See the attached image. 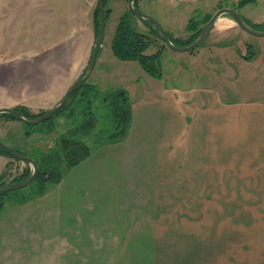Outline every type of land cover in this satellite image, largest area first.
Instances as JSON below:
<instances>
[{
    "label": "crops",
    "instance_id": "crops-1",
    "mask_svg": "<svg viewBox=\"0 0 264 264\" xmlns=\"http://www.w3.org/2000/svg\"><path fill=\"white\" fill-rule=\"evenodd\" d=\"M22 1H18L14 14L9 12L8 15L5 8L1 11L6 5L5 0H0V108L31 104V100L53 88H57L58 93L66 90L82 73L95 41L93 9L97 0L93 9L90 7L93 0H57V5L60 4L61 7L57 20L64 29L61 30L58 45L45 52L50 53L51 57L57 55L60 60L57 63L42 61L45 63L43 65L38 61H7V53L16 56L23 52V41L19 36H14L11 44H8L6 36L7 19L21 17ZM150 1L156 0H138V4L146 6ZM160 1L164 7L167 4L178 7L193 2ZM182 1L187 3L182 4ZM48 2L50 8L47 9V18H51L52 23L56 15L55 0ZM111 4L112 11L108 18L114 19L108 39L104 42L108 25L106 17L105 37L94 67L86 79L88 87H93L98 92L124 90L130 101L131 116L134 108L140 104L139 97L145 94L144 104H155L158 108V126L154 128L157 139L153 152L147 153L151 156L147 160L152 163L151 173L130 178L124 175L120 180L125 184L130 197L142 193L146 203L144 201L142 205L112 208L117 222L110 226L99 224L93 229H125L126 244L142 247L143 252L84 254L77 260L95 264H264V98L228 99L224 96V88L215 84L216 74L233 79L235 76L231 64L238 63L239 60H242V64H255V74H259L264 80L262 53L248 60L243 56L244 53H238L233 45L226 44V41L238 36L233 33L237 25H216L219 16L207 36L209 41L205 49L199 53H190L187 57L188 66L178 65L181 70L179 80L172 82L165 78L163 72L160 78H156L144 71L136 60H122L113 54L111 39L119 15L126 10L127 1L125 8L124 0H112ZM218 27L221 29L214 31ZM149 29L146 27L145 30ZM245 39L247 38L242 36L244 47L246 42H250ZM153 44L156 46L155 51L161 49V44H157L155 38ZM262 47L261 44V49ZM225 54L230 61L228 64L224 63L227 71L225 67L216 70L214 55L223 57ZM60 65L59 68L67 72L56 87L52 81L54 71ZM193 73L206 74V81L191 80L190 75ZM138 77L143 78L142 82ZM141 83L147 84V89L142 91ZM137 93L139 96L132 99ZM53 96L54 92L46 97L49 107L54 105ZM145 111L151 115V112ZM29 126L7 113H0V140L12 148L32 147L33 140L38 134L42 135V132L31 130ZM129 136L130 132H127L115 144L119 143L121 146L122 141ZM148 143L127 144L130 149L143 147L145 150V147L148 149L150 146ZM122 154L124 153L120 152L114 159L116 167L124 165ZM127 160L129 164H133ZM8 162L9 156L0 153L1 177ZM134 165L136 163L132 166ZM114 188L112 186V191ZM47 209L49 208L35 207L29 210L43 212ZM119 219L122 223H119ZM20 223L0 224V235L4 237L3 243L6 246L9 240H5V237L10 235L13 239L18 236L17 231H27L26 226ZM24 224L28 225V222ZM92 227L91 224L84 223L83 229L87 231ZM61 230L57 239L64 235L65 245H70V231L77 229L64 225ZM28 235L26 233L27 237ZM39 236L45 244H53L56 239L54 235L53 239L47 235ZM79 238H85L82 243L85 245L87 233H80ZM35 251L36 262L62 261L60 257L54 258L48 253L41 257ZM15 252L20 253L19 256L23 255L20 250L15 249Z\"/></svg>",
    "mask_w": 264,
    "mask_h": 264
},
{
    "label": "rangeland",
    "instance_id": "rangeland-1",
    "mask_svg": "<svg viewBox=\"0 0 264 264\" xmlns=\"http://www.w3.org/2000/svg\"><path fill=\"white\" fill-rule=\"evenodd\" d=\"M18 1L19 0H5L6 5L1 11L5 8L4 10H7L8 15L9 12L14 14V9L18 8ZM56 1L57 0H55L54 3L56 6L54 9L56 13L55 23H51L53 20L47 18V9L48 7L50 8L51 4L48 0H23L21 4V17L7 19L6 36L8 44L14 42V36H19L23 41V52L16 56L7 53V61L13 59H17L24 63L38 61L40 65H43L45 61L48 63H57V61L60 60L57 55L51 57L50 53L46 54L45 52L48 48H53V46L55 47L58 45L61 41V30L64 29L57 20V13L61 7L59 6L60 4L57 5ZM59 1L61 2L63 0ZM95 2L96 0H93L90 6L91 8L94 7L93 5H95ZM111 3L112 0H107V7L110 8V11H112ZM181 3L187 2L182 1ZM191 3L190 5L178 7L167 4L164 7L162 1L156 0L150 1L146 6H140V3L138 4V0H136L135 5L137 8H140L141 11L149 13L157 20L166 30L171 40L176 44H183L184 42L188 44L194 38L193 35H195L196 31L200 28L202 29L210 15L220 7L233 8L242 14L248 24L257 29H264V0H251L243 4L240 3V0H193ZM125 6L126 0H124V8ZM113 19L112 17L108 18L107 33L104 42L108 39ZM135 22L140 31L149 34L150 37L153 38V43L155 38L157 44H161L162 53L159 60L161 69L165 78L170 79L172 82L181 78V76H178V74L181 75V70L178 69V65L188 66V55L195 52L199 53L202 49H205L204 47L209 41V38L206 37L203 43L192 50V52L175 51L165 46L161 38L152 33L150 29L145 30L146 27H150L143 19L138 18ZM222 24L237 25L233 17L229 14L220 15L216 25ZM95 26L94 24L96 40ZM236 27L233 33L238 36L231 38L230 41H226V44L229 43L233 45L236 52L245 54L247 52L246 44L252 42L254 43L253 46L257 51V55L263 52V47L261 49V44H264L263 36L252 35L243 32L240 27L238 28V25ZM215 29L214 31H217L221 28L218 27ZM242 36L247 38L245 40L250 41L245 43V47L242 46ZM153 43L146 50L147 53L155 51L156 46ZM222 44L225 43L222 42ZM49 51H51V49H49ZM214 57L216 60V70L225 67L227 71V66L224 63H230V61H228V55L225 54L223 57L214 55ZM221 58L223 60H221ZM231 65L234 70H232V72H234L235 76L233 79H228V77L221 74L215 75V84L224 88V96L228 99H245V97L254 99L264 98V80L260 78L259 74H255V64H242V60H239L238 63ZM59 67H61V65L55 69V75L52 81V84L55 83L56 87H58L59 82L64 78L67 72ZM40 72L44 73L42 70ZM190 76V79L193 81L203 82L207 79L206 74L203 73H193ZM138 78L141 80L140 82H142L143 78ZM147 87V84H140L142 91L147 89ZM85 89L86 88H84V92L92 88L88 87L86 90ZM41 90L42 89H40V91ZM64 91L58 93V89L53 88L49 92H45L39 95L38 98L31 100V104L17 106H22L24 112L29 116L34 114L33 116L36 117L53 106H48L46 97L51 96L54 92L53 98L55 101L53 103L56 104L63 96ZM103 93V91H97V97L88 105L84 100L80 99L81 92L79 91L77 94L71 96L64 109L54 114L50 120L38 124H31L32 126H29L31 130L41 131L42 135L38 134L37 138L34 140L31 139L33 140V146L37 145L36 147L32 146L33 148L28 147L22 148L21 150L23 152H29L39 162L42 158V154L45 155L52 152L60 136L76 127L85 114L88 115L92 113L96 118V125L89 134L77 135L76 137L89 146L90 154L88 157L83 158L74 166L62 164V175L59 181H47L44 177L40 176L20 189L6 192L0 198V224L6 222H21L20 224H23V226L27 228V231H17L18 236H14L13 239L10 235L5 237V240H9L7 246L6 243H3L4 237L2 238L0 235V264H95V262L89 263L83 260L78 261L77 259L80 255L84 254L102 253L106 255L126 254L136 251L143 252L142 247L126 244L127 240L125 237L127 231L125 229L111 230L108 228L95 230L93 228L99 224L110 226L113 222H117L112 208H121L126 205H142L144 201L146 203V199L142 198V193L137 194V196L134 195L135 197H130V194H128L124 187L125 184L123 185V181L120 180L124 175H128L130 178V176L139 177L151 173L152 163L147 162V160H149L148 158L151 156H148L147 153L153 152L154 144L157 139L154 128L158 126V119L156 118V110L158 108L155 104H149V106L144 104L146 102L144 99L146 98L144 97L145 94H142L138 99L140 104L137 105V108H134L133 116L130 118L131 123H129V127L125 132V135L127 132H130L129 139L123 140L120 146L119 143L115 144L120 141V139L109 138V135L116 132L118 128L115 127V121L110 107L102 100ZM138 96L139 94L137 93L132 99ZM145 110L151 112V115L146 114L148 112ZM151 130L153 131L152 133ZM128 142L132 144L149 142L148 144H150V146L148 149L145 147V150L143 147H133L130 149L127 144ZM120 152L124 153L122 154L124 158V162L122 163L124 165H121L122 167H116L117 165L114 159ZM29 153H26V155H29ZM127 159L133 164L136 163V165L132 166L133 164H129ZM7 164L8 166L6 170H4L2 177L0 176V182L2 181L3 185L20 180L23 176L29 175L32 171V166L30 164L12 157H9V162ZM21 176L22 178H20ZM111 181L114 183L112 184ZM137 184H141V182H137ZM112 186L115 187L114 191L111 189ZM116 187H118L119 190H116ZM35 207L49 209L43 212L39 210L34 212L29 210ZM140 217L142 216L140 215ZM119 220V223H122V220ZM26 222H28V225L24 224ZM84 223L91 224L93 226L92 229L85 231L83 229ZM64 225L77 229L70 231L72 235L70 245H65L66 240L64 235L58 237V239L56 237L61 235L59 232H62L61 229ZM78 229L80 231H78ZM79 232L82 234H85V232L87 233L85 245H82L85 238L80 239ZM26 233L29 234L28 237ZM40 234L43 236H50L52 239L55 236V242H53V244H45L39 236ZM15 249L23 252V255L19 256L20 253H16ZM35 250H37L38 255L41 257L48 253L52 254L54 258L60 257L62 261L44 262L40 260L36 262L34 261V256L36 257L37 255ZM68 259L70 260L68 261ZM103 264L134 263L106 262ZM136 264L151 263L143 262Z\"/></svg>",
    "mask_w": 264,
    "mask_h": 264
},
{
    "label": "trees",
    "instance_id": "trees-1",
    "mask_svg": "<svg viewBox=\"0 0 264 264\" xmlns=\"http://www.w3.org/2000/svg\"><path fill=\"white\" fill-rule=\"evenodd\" d=\"M247 1H251V0H240V3L243 4ZM135 2L136 0H134L133 4L135 7H137L135 5ZM104 9L106 12V17L108 18L111 11L110 8L107 7V0H104ZM138 18L139 17L131 13L128 10V8H126V10L119 15L111 39V50L113 54L119 59L136 60L141 65L144 71H146L147 73H149L150 75L156 78H160L162 76V69L159 60L162 53V48L161 49L159 48L152 53L146 52L148 47L153 43V38H151L149 34L144 33L138 29L137 24L135 22ZM94 22H95L94 24L96 25L95 29H96V38H97V34L99 30V12L97 10V7H95L94 9ZM149 27L152 33H154L159 37L155 29L152 28L150 25ZM200 31L201 28L196 31L195 35H193L194 38L191 41H193L197 37ZM183 44H186V42H184ZM246 50L247 52L243 55L246 59L252 60L256 57L257 51L253 46V44L251 43L246 44ZM262 55L264 62V44H263ZM88 86L89 85H87V82L84 81L71 94V96L77 94L80 91L81 92L80 99L84 100L88 105H90V103L97 97V91L93 87H91L92 89L86 90ZM84 88H86L85 92H84ZM102 100L107 104L108 107H110L112 116L115 121V127L118 128L116 132H113L112 134L109 135V138L120 139L125 135V132L129 127V123H130L131 106H130L129 98L124 90L118 89L113 91H109V90L105 91L102 94ZM65 106L66 104L60 110L64 109ZM14 108L20 111L26 117H34L33 116L34 114L29 116L26 112H24V108L22 106H17ZM53 116L54 114L43 122L50 120ZM95 125H96L95 116L92 113H89L88 115L85 114L81 122L76 127L68 130L66 133L60 136V138L56 142V147L52 150V152L45 155L42 154V158L39 162L29 152H23L21 149H17V148H13V149L24 154L29 153V155L32 158H34V160L37 162L38 173L35 179L42 176L47 181L56 182L59 181V179L61 178L62 164H66V166H73L89 154L90 152L89 146L85 144L82 140L80 141V139L76 137L77 135L89 134L93 130ZM0 153L6 154L9 157H11L9 154H7L5 150L1 148H0ZM27 176H23V178L21 176L20 178L24 179ZM1 185H3L2 181L0 182V186ZM5 193L1 194L0 198ZM0 209H1V204H0Z\"/></svg>",
    "mask_w": 264,
    "mask_h": 264
},
{
    "label": "water",
    "instance_id": "water-1",
    "mask_svg": "<svg viewBox=\"0 0 264 264\" xmlns=\"http://www.w3.org/2000/svg\"><path fill=\"white\" fill-rule=\"evenodd\" d=\"M133 2L134 0H127L128 10L135 16L144 19L152 28L155 29L164 45L175 51H191L192 49L202 44L221 14H229L230 16H232L238 27H240L245 32L252 35L264 37V29H257L248 24L239 11L230 7H220L212 13V15L206 21L201 31L193 41L188 44H176L171 40L166 30L160 25L157 20H155L149 13L143 12L135 7ZM96 7L99 12V30L90 57L82 73L66 88L61 99L52 107L45 110L41 115L32 118L24 116L20 111L12 107H2L0 108V113H7L13 118L18 119L26 124H38L50 118L68 102L71 94L89 77L103 44L106 30V12L104 9V0H97ZM0 148L5 150L7 154H9L12 158L22 160L32 166V171L26 178L14 182H9L0 186L1 195L10 190L20 189L31 183L37 176L38 164L31 156L14 150L12 147L1 140Z\"/></svg>",
    "mask_w": 264,
    "mask_h": 264
}]
</instances>
